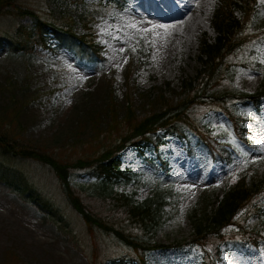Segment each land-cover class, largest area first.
Returning a JSON list of instances; mask_svg holds the SVG:
<instances>
[{
  "label": "rangeland",
  "instance_id": "374dc122",
  "mask_svg": "<svg viewBox=\"0 0 264 264\" xmlns=\"http://www.w3.org/2000/svg\"><path fill=\"white\" fill-rule=\"evenodd\" d=\"M49 2L55 14L92 13L96 41L103 46L107 59L101 66L88 68L79 65L67 49L0 51V116L3 109L20 108L26 138L50 149L76 138L88 139L93 135L96 119L104 127L109 120L106 106L111 88L121 115L126 111L128 97L141 114L159 111V94L179 100L186 83L196 77L203 65L202 46L215 42L218 35L215 14L219 0H128L122 11L110 10L99 0ZM37 4L44 5L42 0H37ZM259 4L264 6L261 0ZM240 14L241 10H237L236 15ZM17 21L24 26L33 25L29 15L12 22ZM10 24L9 19L0 17V30L13 27ZM153 25L176 27L164 29ZM83 28L80 23L76 31L81 34ZM257 58L264 63V44ZM232 80L239 90L254 93L263 89L264 73L238 67ZM20 101L25 104L17 105ZM262 101L260 118L255 116L246 124L249 142L236 136L221 113L212 110L204 118L212 134L226 140L234 150L235 161L231 165L213 160L205 146L197 144L196 137L187 145L186 141L170 136L159 152L146 153L149 160L169 162V175L163 168L158 170L148 164L136 149L129 147L124 151L122 168L131 179L119 181L115 189L132 195L138 203L162 194L168 201L164 225L147 238L169 247L148 252L147 264H205L200 250L187 244L196 235L190 214L195 208L200 216L213 211L232 180L252 188L264 181ZM240 111L251 114L252 109L241 106ZM21 168L61 207L79 242L61 234L38 204L22 200L0 183V264L7 262L10 251L35 264H92L91 246L97 239L92 238L81 215L68 204L58 176L49 166L38 162L23 163ZM70 182L75 187L92 188L94 179L76 172ZM85 202L95 203L90 198ZM247 225L264 236L261 218L251 217ZM97 247L103 252L101 255L121 252L115 243L107 244L104 239L98 241ZM247 251L248 255L224 251L218 264H264V241L259 248L248 247Z\"/></svg>",
  "mask_w": 264,
  "mask_h": 264
},
{
  "label": "trees",
  "instance_id": "16d2710c",
  "mask_svg": "<svg viewBox=\"0 0 264 264\" xmlns=\"http://www.w3.org/2000/svg\"><path fill=\"white\" fill-rule=\"evenodd\" d=\"M27 1L0 0V17L9 19V26H13L1 28L0 51L8 48L16 53H34L39 48L55 51L66 48L77 57L80 65L88 68L101 66L107 60L103 46L96 41L91 24L95 20L92 13L76 16L62 12L57 16L49 0H42L44 5L37 4V0ZM106 1V7L119 10L126 2ZM237 10H241L240 16L236 15ZM27 15L33 19L32 26L12 22ZM215 18L218 35L215 42L202 46L203 65L196 77L186 83V90L177 101L159 94L156 100L160 105L159 111L153 109L141 114L128 97L126 111L121 115L111 88V98L106 106L109 118L106 125L101 126L96 119L93 135L88 139L76 138L73 142L50 149L26 138L24 122L19 118L20 108L2 110L0 183L22 200L38 204L43 215L61 234L79 242L70 219L64 216L61 207L51 195L44 194L32 176L21 168L26 162L49 166L58 176L68 204L81 215L92 238L97 239L91 246L92 264H147L148 252L169 247L147 238L167 219L168 201L165 196L156 195L138 203L132 195L115 189L119 181L129 182L131 179L122 168L123 152L129 147L145 158L147 152H159L170 136L179 137L189 145L196 137L213 160L231 165L235 161L234 150L226 140L212 134L204 120L207 112L212 110L224 115L233 132L248 142L245 125L255 115L259 117L262 114L264 86L262 90L250 93L239 90L232 79L233 71L238 67L264 73V63L257 58V52L264 44V6L259 4V0H219ZM80 23L84 26L81 34L76 31ZM20 104L25 102L17 103ZM241 106L251 107L253 114L241 112ZM145 159L155 169L163 168L165 174L171 172L169 162L159 158L158 162ZM76 172L94 179L92 188L71 184L70 179ZM226 188L225 196L213 211L200 216L195 208L190 214L196 235L187 244L200 250L205 264H218L224 250L248 255V247L257 249L264 241L261 232L247 225L251 217L264 220V181L252 188L236 179ZM86 198L94 201L95 206L85 202ZM102 239L107 244L115 243L121 252L101 255L103 252H99L97 243ZM5 264L35 263L26 262L10 251Z\"/></svg>",
  "mask_w": 264,
  "mask_h": 264
},
{
  "label": "snow or ice",
  "instance_id": "6c2138e0",
  "mask_svg": "<svg viewBox=\"0 0 264 264\" xmlns=\"http://www.w3.org/2000/svg\"><path fill=\"white\" fill-rule=\"evenodd\" d=\"M262 3H264V0H261ZM160 27L164 29H169V28H175V25H153V28Z\"/></svg>",
  "mask_w": 264,
  "mask_h": 264
},
{
  "label": "bare ground",
  "instance_id": "6f19581e",
  "mask_svg": "<svg viewBox=\"0 0 264 264\" xmlns=\"http://www.w3.org/2000/svg\"><path fill=\"white\" fill-rule=\"evenodd\" d=\"M191 24V23H190Z\"/></svg>",
  "mask_w": 264,
  "mask_h": 264
}]
</instances>
